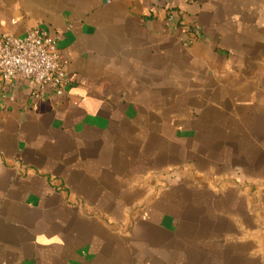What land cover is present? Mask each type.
Returning a JSON list of instances; mask_svg holds the SVG:
<instances>
[{
	"label": "crops",
	"instance_id": "crops-1",
	"mask_svg": "<svg viewBox=\"0 0 264 264\" xmlns=\"http://www.w3.org/2000/svg\"><path fill=\"white\" fill-rule=\"evenodd\" d=\"M33 29L72 85L0 110V264H264V0H0Z\"/></svg>",
	"mask_w": 264,
	"mask_h": 264
},
{
	"label": "built area",
	"instance_id": "built-area-1",
	"mask_svg": "<svg viewBox=\"0 0 264 264\" xmlns=\"http://www.w3.org/2000/svg\"><path fill=\"white\" fill-rule=\"evenodd\" d=\"M165 6L170 0H160ZM111 0H107L110 4ZM166 26L171 31L182 28V16L177 10L167 9ZM201 36L197 25L190 26L185 46H190ZM20 85L32 89L34 98L63 97L72 80L58 50V40L43 29H33L23 38L0 34V110L9 92Z\"/></svg>",
	"mask_w": 264,
	"mask_h": 264
},
{
	"label": "rangeland",
	"instance_id": "rangeland-1",
	"mask_svg": "<svg viewBox=\"0 0 264 264\" xmlns=\"http://www.w3.org/2000/svg\"><path fill=\"white\" fill-rule=\"evenodd\" d=\"M193 25H195V24H193ZM193 25H191V26H193ZM186 38V37H185Z\"/></svg>",
	"mask_w": 264,
	"mask_h": 264
}]
</instances>
